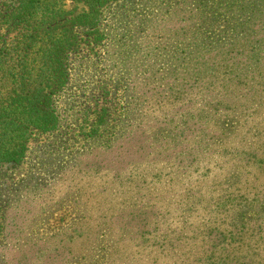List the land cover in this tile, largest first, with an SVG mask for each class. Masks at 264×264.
<instances>
[{"label":"rangeland","instance_id":"rangeland-1","mask_svg":"<svg viewBox=\"0 0 264 264\" xmlns=\"http://www.w3.org/2000/svg\"><path fill=\"white\" fill-rule=\"evenodd\" d=\"M10 2L0 0V46L6 39L16 41L18 49L11 64L1 68L0 75L6 78L0 84V98L4 97L18 119H8L0 157L22 143L25 151L19 163H0V264H177L181 259L197 260L204 228L199 225L202 233L192 231L207 212L200 211V218L192 219L182 239L188 246L179 253L153 243L158 240L154 227L164 228L176 220L178 187L212 186L225 172L240 167L238 156L250 143L233 145H238L236 151L233 147L227 154L221 149L218 154L213 137L196 135L192 120L178 145L169 149L164 144L165 130L145 125L128 129L126 124L146 102L156 106L157 99L150 95H159L160 89L153 86L184 77L183 72H191L192 66L202 62L199 57L216 62L198 76L205 79L201 98L212 97L216 89L237 94L234 80L242 64L225 73L217 63L224 61L228 50L244 51L242 44L230 47L225 32L205 27L197 32L196 20H189L186 26L173 17L178 4L170 0H103L93 26L80 19L83 12L90 11L88 0H46L34 20L8 28L2 13ZM54 16L57 21L68 20L55 34H68L73 43L67 52V80L53 95L59 125L40 131L29 116L15 112L20 94L16 79L25 67L34 73V82L46 80L41 69L48 45L41 51L40 43L31 49L26 43L36 32L39 19ZM211 50L222 54L213 59L207 55ZM35 74L40 75L36 78ZM100 112L105 114L102 125ZM20 119L28 127L25 133L17 127ZM192 146L199 152L189 163L187 150ZM194 166L198 169L190 173L188 169ZM205 167L210 170L201 178L199 173ZM243 168L250 180L258 178L264 184V168ZM142 173L158 197L151 194L150 200L147 189L141 190L145 195L127 191L132 185L129 176ZM250 195L246 191L245 197ZM185 251L189 254L184 255Z\"/></svg>","mask_w":264,"mask_h":264},{"label":"trees","instance_id":"trees-1","mask_svg":"<svg viewBox=\"0 0 264 264\" xmlns=\"http://www.w3.org/2000/svg\"><path fill=\"white\" fill-rule=\"evenodd\" d=\"M88 1L90 11L83 12L80 19L84 21V25L93 26L94 18L98 15L97 7L101 6L103 0ZM170 2L178 4V10L173 17L184 21L186 26L189 20H196L197 32L204 27L205 30L225 32L229 34L226 37L231 41L230 47L242 44L244 51L228 50L225 52L224 61L217 63L218 68L225 73L235 71L236 66L242 64V70L236 73L234 80L237 94L234 95L232 91L220 92L216 89L212 97L201 98L205 79H198V76L216 62L204 61L199 57L202 62L192 66L191 72H183L184 77L181 76L179 80L172 79L174 81L172 84L166 82L165 85L153 86L154 89H160L159 95H156V92L150 95L151 98H156L158 103L155 106L153 101L148 103L149 105L146 102L143 109H137V113L130 118L126 127L133 129L145 125L148 128L165 130L164 144L172 149L178 145L186 127L193 120L197 126L196 135L209 139L213 137V144L218 145L215 150L218 154L221 149L224 154L229 153L236 144L246 142L250 144L245 150H240L241 155L238 156L240 167L225 172L224 176L216 180L212 186L188 184L185 188H177L180 192L178 194L176 192L179 197L178 211L174 216L176 220L168 223L164 228H161V225L154 227L155 232L158 233V240L153 243H162L160 247L167 246L171 252L179 253L188 246L182 242L185 231L192 225L193 218H200L202 211L207 213L201 217L200 223L196 224L197 230L192 231L202 233L199 225L204 228V244L202 250H199V257L192 262L181 259L177 264H264V184L261 180H257L258 178L250 180L244 175L248 170L243 168L244 166L264 168V33L259 35L264 32V0H170ZM45 5L46 0H11L5 13H2L6 19L4 21L8 28L18 27L34 20L38 10ZM206 21L208 23H205ZM65 22L67 23L68 20L57 21L55 16L50 20L39 19L36 28L38 31L42 29L43 32L37 33V30L32 32L28 37L30 42H25L30 49L36 43H40L38 46L40 50L44 45H48L44 48L41 69L42 73L47 75L46 80L34 82L31 78V74L34 73L25 67L16 79L20 94L17 105L19 110L15 112L18 113L17 115L22 113V117L29 116L40 131H51L59 125V115L53 95L67 80L66 59L73 38L62 32L55 34L54 31L62 28ZM1 44L0 71L3 70L1 68L11 64L9 60L14 57L18 49L16 41L8 42L5 39ZM220 54L222 52L218 50L207 52V55H212L213 59ZM8 75L11 77V74ZM39 75L35 74V77ZM5 78L0 75V84ZM12 92L14 90H11ZM198 93L199 98L196 97ZM238 95L242 96L238 97ZM147 101L149 102V99ZM249 109L252 111L248 112ZM13 111L4 97H1L0 140L4 135L3 130L8 119L14 122H16L14 119H18V116H12ZM153 111L161 112L163 116H156V113L152 114ZM101 112L107 114V109L102 108ZM101 112L100 125L105 120V114ZM261 115L263 118L260 119ZM24 121L20 119L17 122V127L23 133L28 129L24 126ZM24 151L25 146L22 143L1 156L0 163H19ZM187 151L191 158L189 163L194 162L197 156L195 152H199V149L195 151V147L192 146ZM197 169L194 166L188 170L192 173ZM209 170L208 167L202 168L199 173L201 178H205ZM144 177L146 173L140 176L130 175L132 185L127 191L145 195L141 190L147 189V196L151 200L153 197L151 194H154L155 190ZM169 180L171 181L172 178ZM136 181L139 184H136ZM163 184L170 185L164 182ZM261 190L263 192L260 194ZM246 191L251 193L247 198ZM149 199L145 200L146 203ZM149 206L153 207V204ZM129 235L133 238V234ZM212 235L216 237L215 240L211 239ZM183 254L189 253L185 251ZM113 259L111 262L115 261Z\"/></svg>","mask_w":264,"mask_h":264}]
</instances>
